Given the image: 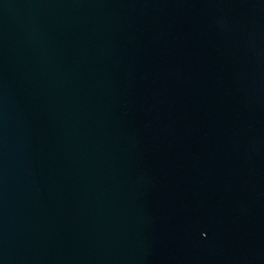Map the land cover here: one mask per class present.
Instances as JSON below:
<instances>
[{
  "label": "water",
  "instance_id": "obj_1",
  "mask_svg": "<svg viewBox=\"0 0 264 264\" xmlns=\"http://www.w3.org/2000/svg\"><path fill=\"white\" fill-rule=\"evenodd\" d=\"M0 264H264V0H0Z\"/></svg>",
  "mask_w": 264,
  "mask_h": 264
}]
</instances>
